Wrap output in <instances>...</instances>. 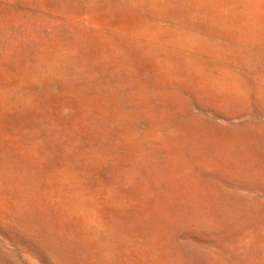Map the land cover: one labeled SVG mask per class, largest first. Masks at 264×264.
<instances>
[{
  "label": "rangeland",
  "instance_id": "rangeland-1",
  "mask_svg": "<svg viewBox=\"0 0 264 264\" xmlns=\"http://www.w3.org/2000/svg\"><path fill=\"white\" fill-rule=\"evenodd\" d=\"M0 264H264V0H0Z\"/></svg>",
  "mask_w": 264,
  "mask_h": 264
}]
</instances>
